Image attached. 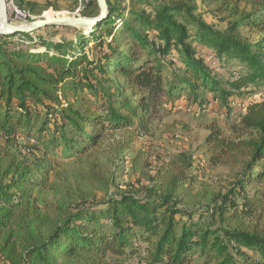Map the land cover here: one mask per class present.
<instances>
[{
  "label": "trees",
  "instance_id": "obj_1",
  "mask_svg": "<svg viewBox=\"0 0 264 264\" xmlns=\"http://www.w3.org/2000/svg\"><path fill=\"white\" fill-rule=\"evenodd\" d=\"M106 2L84 34L0 36V260L264 264L262 214L246 220L264 212L247 192L264 183V100L245 106L234 137L212 125L200 145L209 166L237 169L225 193L192 194L197 167L185 152L148 185L119 191L105 159L126 147L109 138L148 134L162 109L200 114L217 101L229 116L234 98L264 87V0ZM205 7L224 15V30ZM96 12L89 0L81 15Z\"/></svg>",
  "mask_w": 264,
  "mask_h": 264
},
{
  "label": "rangeland",
  "instance_id": "obj_2",
  "mask_svg": "<svg viewBox=\"0 0 264 264\" xmlns=\"http://www.w3.org/2000/svg\"><path fill=\"white\" fill-rule=\"evenodd\" d=\"M28 2L35 4L36 11L33 14L37 18H42L66 15L68 12L72 13L76 8L77 0H28ZM12 4L8 8L9 21L13 24H21L23 18L15 17L13 11L14 8L17 10L21 9L17 7L14 0ZM210 9L211 7H205L200 9L199 12L205 21L214 28L224 30L226 28V21L223 20L224 15L214 11L210 12ZM54 26L50 27L48 31V33L51 32L50 34L45 33L44 35V31L42 32L43 28L38 32H42L46 38L52 41H58L60 38L59 35H54L52 32L71 36L76 33L72 30L58 28V26L62 25ZM76 30L78 31L77 28ZM34 33L30 35H35ZM82 33L86 32L83 31ZM91 46V43H89V47ZM234 100L237 102L229 116L224 113L226 107L219 102L210 111L201 112L200 114L182 109H162L159 115L151 122L148 134H143L141 131L137 133L133 131L116 132L109 138L110 149H113L112 146L117 148L120 145H125L126 147L119 154L109 152L105 155L106 158L104 157L115 178L112 190L119 191L129 185L135 187L148 185L151 182L150 179H156L158 173H161L167 166L169 159L180 152H185L194 156L197 167L194 182L190 185L192 194L203 191V188L213 192L225 193L230 188V182H232L237 169L223 165L209 166L206 162L207 156L200 149V145L212 125L221 127L226 132V136L234 137L237 134L235 130L238 129L240 117L245 113V106L250 102L264 100V87L254 91L246 98H244V95H239ZM247 192L250 198L258 203L264 202V183L248 185ZM205 201L203 200V203ZM237 202L240 203L241 200ZM203 203L202 205H204ZM196 208L202 209L198 206L191 207L192 210ZM259 213L262 214L260 225L264 226V212L260 207L256 213L249 216L246 220L254 223ZM0 264L6 263L0 260ZM124 264L130 263L124 261Z\"/></svg>",
  "mask_w": 264,
  "mask_h": 264
},
{
  "label": "water",
  "instance_id": "obj_3",
  "mask_svg": "<svg viewBox=\"0 0 264 264\" xmlns=\"http://www.w3.org/2000/svg\"><path fill=\"white\" fill-rule=\"evenodd\" d=\"M97 12L92 17L73 16L68 14L36 18L26 24H13L9 21L6 0H0V36L13 33L32 34L46 26L64 25L77 28L81 33L88 31L108 14L106 0H96Z\"/></svg>",
  "mask_w": 264,
  "mask_h": 264
},
{
  "label": "built area",
  "instance_id": "obj_4",
  "mask_svg": "<svg viewBox=\"0 0 264 264\" xmlns=\"http://www.w3.org/2000/svg\"><path fill=\"white\" fill-rule=\"evenodd\" d=\"M77 1L78 2H77L75 10L72 13L68 12L67 13L68 15L82 16L81 12L85 9V7L88 3V0H77ZM12 2H13V0H6L7 8H9V6L13 5ZM13 11H14L15 17L23 18V21L21 22V24H26V23L37 18V16H35L34 14H32L31 12H29L27 10H17L16 8H14ZM31 36H34V35H31ZM211 58L212 57H210V59ZM236 102H237L236 100H233L231 102V106H235ZM216 104H217V101H214L213 104H210V107H214ZM188 111H190V107L188 108Z\"/></svg>",
  "mask_w": 264,
  "mask_h": 264
},
{
  "label": "crops",
  "instance_id": "obj_5",
  "mask_svg": "<svg viewBox=\"0 0 264 264\" xmlns=\"http://www.w3.org/2000/svg\"><path fill=\"white\" fill-rule=\"evenodd\" d=\"M62 26H64V25H62ZM69 27H71V26H69ZM75 28V27H74ZM39 32L37 31V32H35L34 34L36 35V34H38ZM59 40V39H58Z\"/></svg>",
  "mask_w": 264,
  "mask_h": 264
},
{
  "label": "bare ground",
  "instance_id": "obj_6",
  "mask_svg": "<svg viewBox=\"0 0 264 264\" xmlns=\"http://www.w3.org/2000/svg\"><path fill=\"white\" fill-rule=\"evenodd\" d=\"M47 17H51V16H47ZM0 22H1V20H0Z\"/></svg>",
  "mask_w": 264,
  "mask_h": 264
}]
</instances>
